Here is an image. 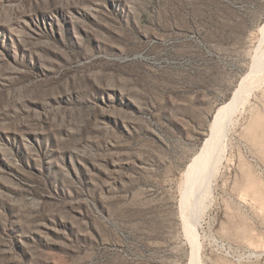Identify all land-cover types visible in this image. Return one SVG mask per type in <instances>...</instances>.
<instances>
[{
    "label": "rangeland",
    "instance_id": "1",
    "mask_svg": "<svg viewBox=\"0 0 264 264\" xmlns=\"http://www.w3.org/2000/svg\"><path fill=\"white\" fill-rule=\"evenodd\" d=\"M263 20L264 0H0V264H187L186 170ZM221 153L200 264H264V81Z\"/></svg>",
    "mask_w": 264,
    "mask_h": 264
},
{
    "label": "bare ground",
    "instance_id": "2",
    "mask_svg": "<svg viewBox=\"0 0 264 264\" xmlns=\"http://www.w3.org/2000/svg\"><path fill=\"white\" fill-rule=\"evenodd\" d=\"M256 42L250 56L248 71L242 77L239 86L229 101L221 105L213 115L210 130L201 150L189 163L186 170L185 192L180 201L184 215L186 233L190 241L187 264H200V245L197 240L195 214L202 205V197L209 188L213 170L220 160L221 148L227 141L230 119L243 96L252 89L258 88L264 81V20L257 29ZM190 197V201L188 198Z\"/></svg>",
    "mask_w": 264,
    "mask_h": 264
}]
</instances>
